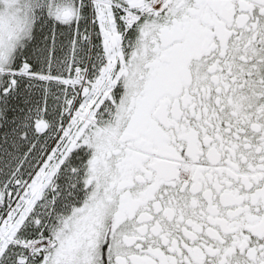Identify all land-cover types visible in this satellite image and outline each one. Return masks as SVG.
I'll list each match as a JSON object with an SVG mask.
<instances>
[{
  "label": "snow or ice",
  "instance_id": "1",
  "mask_svg": "<svg viewBox=\"0 0 264 264\" xmlns=\"http://www.w3.org/2000/svg\"><path fill=\"white\" fill-rule=\"evenodd\" d=\"M0 264H264V0H0Z\"/></svg>",
  "mask_w": 264,
  "mask_h": 264
}]
</instances>
